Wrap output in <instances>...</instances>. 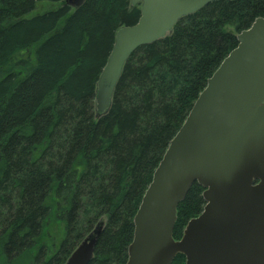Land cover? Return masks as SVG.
Instances as JSON below:
<instances>
[{
  "label": "trees",
  "instance_id": "trees-1",
  "mask_svg": "<svg viewBox=\"0 0 264 264\" xmlns=\"http://www.w3.org/2000/svg\"><path fill=\"white\" fill-rule=\"evenodd\" d=\"M42 2L60 6L34 13ZM140 16L131 0H0V264H65L103 222L89 264H126L155 170L264 0L214 1L136 49L97 117L116 32ZM203 192L195 182L179 203L175 239Z\"/></svg>",
  "mask_w": 264,
  "mask_h": 264
},
{
  "label": "water",
  "instance_id": "water-1",
  "mask_svg": "<svg viewBox=\"0 0 264 264\" xmlns=\"http://www.w3.org/2000/svg\"><path fill=\"white\" fill-rule=\"evenodd\" d=\"M86 0H65L79 7ZM218 0H131L139 20L116 32L96 88V114L111 107L126 61L166 37L184 16ZM238 45L208 79L155 170L134 218L126 264H264V17L237 35ZM205 188L204 210L180 239L177 208L191 186ZM103 224L65 264H89Z\"/></svg>",
  "mask_w": 264,
  "mask_h": 264
},
{
  "label": "rangeland",
  "instance_id": "rangeland-1",
  "mask_svg": "<svg viewBox=\"0 0 264 264\" xmlns=\"http://www.w3.org/2000/svg\"><path fill=\"white\" fill-rule=\"evenodd\" d=\"M60 6V3H50V2H42L38 5L37 10L34 11V13L37 11V13L39 12H43L45 10L51 9V8H57ZM33 13V14H34ZM229 29L231 30V28L229 27Z\"/></svg>",
  "mask_w": 264,
  "mask_h": 264
}]
</instances>
